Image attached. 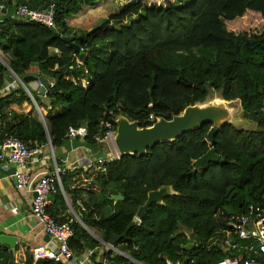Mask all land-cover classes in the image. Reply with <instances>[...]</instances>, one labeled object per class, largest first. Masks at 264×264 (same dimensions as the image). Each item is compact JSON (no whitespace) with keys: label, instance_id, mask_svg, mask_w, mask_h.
<instances>
[{"label":"trees","instance_id":"obj_1","mask_svg":"<svg viewBox=\"0 0 264 264\" xmlns=\"http://www.w3.org/2000/svg\"><path fill=\"white\" fill-rule=\"evenodd\" d=\"M101 1L0 0L5 8L0 10V50L11 56L12 71L24 78L37 65L51 84L45 94L31 90L43 120L24 87L0 96V138L14 135L37 146L51 140L55 148L68 139L71 127L86 125L85 141L98 147L103 145L96 136L107 131L106 123L116 131L119 116L149 127L158 118L170 120L188 106L205 103L212 93L239 100L243 117L256 122L255 129L228 123L211 143L213 125L207 123L156 145L143 157L124 154L94 162L89 169H66L61 174L66 195L59 189L48 207L57 222L71 223L70 246L77 255L102 246L90 228L99 231L104 242L123 235L117 244L145 264L221 261L228 253L210 246L209 240L251 205L264 208V0L167 5L128 0L100 24L89 25L95 12L89 11ZM20 4L32 9L54 5L57 27L11 18ZM74 17L81 24L72 25ZM65 36L76 37L80 52L63 41ZM77 58L88 74L77 67ZM7 76L11 73L0 61V90ZM80 78L88 81L86 87ZM25 102L32 105L30 113L11 109ZM211 148L220 160L196 169L195 161ZM56 162L62 168L59 159ZM162 187H169L170 193L135 221L148 193ZM182 227L191 236L179 233ZM189 240L192 249L186 248ZM104 256L114 264L128 263L112 251ZM15 260L12 248L0 242V264ZM33 263L29 252L23 264ZM36 264L55 263L43 259Z\"/></svg>","mask_w":264,"mask_h":264},{"label":"built area","instance_id":"obj_2","mask_svg":"<svg viewBox=\"0 0 264 264\" xmlns=\"http://www.w3.org/2000/svg\"><path fill=\"white\" fill-rule=\"evenodd\" d=\"M174 1L176 0H156V3L158 5H167L174 3ZM2 9H5L4 5L0 4V10ZM11 18L26 22H37L54 29L57 27L54 5L43 9H32L26 4H20L16 7ZM55 52L58 53V50H55ZM6 59H8V63H6ZM10 59L11 56L9 54H5L0 50V61L12 75H15L9 65ZM76 62L77 67L83 69L84 74H88V70L79 58L76 59ZM16 77L18 78V76ZM17 84V79L12 80V82L6 84L0 90V94L3 92H11L12 88L10 87ZM23 87L26 89L24 84ZM150 119L152 121L156 120L153 115L150 116ZM105 126L107 131L102 135L96 136V141L108 146L111 142L114 146V150H112L114 152L109 153L106 158H99L95 161L83 158L81 162L85 165V169L91 168L94 162L101 163L106 160L120 158L121 156L115 143L116 131L113 125L106 123ZM88 134L87 126L81 125L71 127L67 133V138L86 139ZM46 146L52 149L50 143ZM40 149L41 146L35 145L33 141H23L14 135H7L0 138V166L12 165L15 168V172L12 173L15 186L18 189L33 194L36 193L31 200L32 216L36 225L40 226L44 233L49 235L50 239L56 245L55 249L50 248L48 243L33 248V264L43 259L53 261L55 264L59 262L63 264H66L64 262L71 264H112L113 261L104 256L105 251H112L114 254L123 256L127 259L128 264H145L137 261L124 251L119 250L116 245L113 246L100 238L98 240L101 242L105 251L102 250L99 253L96 250H89L86 252L84 259L77 261L75 252L70 246V240L74 235L71 223H59L48 212V207L51 204V196L57 193L59 189L63 192L61 174L65 172L66 168H59L54 159V170L51 173L32 176L28 171V166L32 157L40 154ZM67 200H69L68 197ZM140 219L137 215L135 216V221L140 222ZM209 245L219 246L228 253L226 258L213 264H264V208L251 205L245 213L232 217L228 221L227 227L222 228L209 240ZM94 253H97L95 258H93ZM194 263L195 261L191 260L189 264ZM166 264H181V262H173L170 259H166Z\"/></svg>","mask_w":264,"mask_h":264},{"label":"water","instance_id":"obj_3","mask_svg":"<svg viewBox=\"0 0 264 264\" xmlns=\"http://www.w3.org/2000/svg\"><path fill=\"white\" fill-rule=\"evenodd\" d=\"M75 40V36L63 37L64 42H71L72 48L76 50V52H80V47L75 42ZM18 78L20 77L18 76ZM20 81L25 85L27 92L30 94L34 104L36 105V109H38L39 111V118L43 120L41 109L37 105L31 93V90H40L41 93L45 94L47 89H49L51 85L48 78L41 73H37L34 75L25 76L24 78H20ZM227 102L231 101L222 99V103L218 104H206L205 102L203 104L191 105L188 106L181 114L175 115L170 120H167L165 118H158L156 122L149 127H142L140 122L138 121H130L125 116H119L116 119L117 130L115 136V143L117 149L121 155L138 154L140 157H143L146 155L149 149L155 148L156 145L163 142L178 139L185 133L198 129L207 123H212L213 125L208 133L209 141L213 143L215 141L216 134L222 126L228 123L234 124L230 120L231 111L229 106L227 105ZM49 143L53 148L51 140L49 141ZM218 160H220V156L216 153L215 148H211L206 154L197 159L194 165L196 169H200L206 163ZM10 172L14 173L15 168H12ZM63 193H65L64 188ZM169 193V187H162L161 189L150 191L148 193L146 203L139 208L137 216L139 218H142L145 215L147 209L152 204L161 203L163 197ZM34 195H36V193ZM111 198L118 200L122 199L123 197L121 195H113ZM74 214L76 218L81 221L79 215L76 212H74ZM86 229L89 233H91L88 228ZM122 236L112 237L109 243L115 246L118 241L122 238ZM96 238L99 239V237ZM46 241H48V245L50 248H56L55 243L53 241H50L49 235H47ZM0 242L9 245L15 252L17 237L0 234ZM193 245L194 244L192 240H189L188 244L186 245V248L192 249ZM57 264L63 263L59 262Z\"/></svg>","mask_w":264,"mask_h":264},{"label":"crops","instance_id":"obj_4","mask_svg":"<svg viewBox=\"0 0 264 264\" xmlns=\"http://www.w3.org/2000/svg\"><path fill=\"white\" fill-rule=\"evenodd\" d=\"M30 73H33V75L40 73L38 66L34 65L30 69L29 75H31ZM79 80L85 87L87 86L88 81L86 79L80 78ZM10 82L12 81L8 79L6 84ZM19 86L17 84L10 88L13 91L18 89ZM38 91L40 92V90ZM5 93H1L0 96ZM42 99L48 102L45 95L42 96ZM11 109L18 113H30L32 105L27 102L23 104H12ZM112 152L114 151L111 148L107 150L105 145L93 147L87 144L85 139L68 138L59 147L51 149L48 146H41L40 154L32 157L30 160L28 171L32 176L51 173L54 170V159H59L62 168L64 167L69 170L80 167L84 168L85 165L81 162L83 158L95 161L99 158L108 157V154ZM12 168H14L12 165L0 166V234L17 237L16 247L18 246L19 249L16 252L15 248V264H23L27 257V252L32 253L33 248L42 246L48 243V241H46L47 234L44 233L40 226L36 225L31 213V200L34 194L18 189L15 186L12 173L10 172ZM68 206L72 211L69 203ZM50 241L52 240L50 239ZM102 250L99 248L96 249V252L101 253ZM18 255L25 257L22 263L17 260ZM75 255L77 261H81L86 257V252ZM64 263L71 264L69 262Z\"/></svg>","mask_w":264,"mask_h":264},{"label":"rangeland","instance_id":"obj_5","mask_svg":"<svg viewBox=\"0 0 264 264\" xmlns=\"http://www.w3.org/2000/svg\"><path fill=\"white\" fill-rule=\"evenodd\" d=\"M128 0H102L99 4H100V7L95 9V10H91L89 11V13H92L94 12V15L93 17H90V24H93L92 26H96L98 24H100L102 22V20L104 18H106L108 16V14L112 13V12H115L116 10H118L120 8V6L122 4H124L125 2H127ZM191 0H176L174 1L175 4H187L188 2H190ZM145 4H154L156 3V0H146L144 1ZM157 4V3H156ZM103 11V12H102ZM97 15V16H96ZM76 17L74 18H71L69 22H71L72 25L74 24H81L78 21V19H75ZM135 19V17H134ZM86 23V22H85ZM120 22H113L112 25L114 26H120ZM79 28H83L82 26L79 27ZM75 30H77L78 32L79 29L75 27ZM1 55H3L1 53ZM8 59H6V63H8ZM31 75H33V73H30ZM10 81L14 80V79H17V83L23 87V84L21 83V81L19 80L20 78H17L15 75H12L11 76H7ZM88 85V84H87ZM218 103H222V99L220 98V95L218 93H212L210 96H209V99L206 101V104H218ZM227 105L229 106L230 108V111H231V116H230V120L238 127V128H249V129H255L257 124L256 122H254L253 120H248V119H245L243 117V113H242V108H241V104H240V101L239 100H235V101H231V102H227ZM38 109L35 110V113L38 114ZM39 115V114H38ZM110 145H105L106 149L109 150L110 148L112 150H114V146L111 144V142L109 143ZM69 199V198H68ZM68 203L69 205H71V201L70 199L68 200ZM89 231L92 233H90L93 237H99L101 239V234L99 231H96V230H93V229H90L88 228ZM88 231V230H87ZM179 233H185V235L187 236H191L190 234V231L186 230L184 227H182L180 229V232ZM97 239V238H96ZM98 240V239H97ZM102 240V239H101ZM100 242V241H99ZM119 250L121 251H124L125 253H127L128 255H130L128 253V251L125 249V246L123 244H117L116 246ZM100 249H104V247H100ZM29 253V252H27ZM27 256V254H26ZM25 257L21 256V255H18L17 256V260L22 263L23 260H24ZM112 264H114L112 262ZM128 264V263H127Z\"/></svg>","mask_w":264,"mask_h":264}]
</instances>
